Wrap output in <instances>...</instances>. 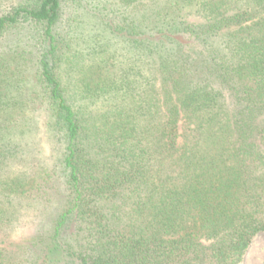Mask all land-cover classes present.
I'll use <instances>...</instances> for the list:
<instances>
[{"label":"trees","instance_id":"1","mask_svg":"<svg viewBox=\"0 0 264 264\" xmlns=\"http://www.w3.org/2000/svg\"><path fill=\"white\" fill-rule=\"evenodd\" d=\"M259 233L264 0H0V264H241Z\"/></svg>","mask_w":264,"mask_h":264},{"label":"rangeland","instance_id":"2","mask_svg":"<svg viewBox=\"0 0 264 264\" xmlns=\"http://www.w3.org/2000/svg\"><path fill=\"white\" fill-rule=\"evenodd\" d=\"M264 261V233H259L252 240L241 264H261Z\"/></svg>","mask_w":264,"mask_h":264}]
</instances>
